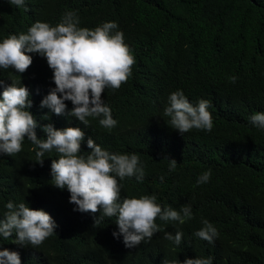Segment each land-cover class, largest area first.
<instances>
[{"label":"trees","instance_id":"trees-1","mask_svg":"<svg viewBox=\"0 0 264 264\" xmlns=\"http://www.w3.org/2000/svg\"><path fill=\"white\" fill-rule=\"evenodd\" d=\"M25 7L29 11L0 0V42L27 33L37 21L55 26L75 11L82 28L115 22L135 58L128 81L102 93L118 121L111 131L97 119L89 118L86 127L67 115L70 101L60 116L40 107L55 84L38 54L25 53L33 63L23 74L0 69L5 85L28 88L37 138H47L42 129L48 124L78 127L85 133L81 154L90 152L88 138L110 153L137 154L144 182L125 178L121 199L154 194L162 209L176 210L190 203L193 218L181 225L157 217L161 231L126 248L122 236L112 235L119 231L116 217L95 225L101 212L73 211L67 188L52 184L51 163L59 154L45 153L41 165L39 149L25 138L19 153L0 155V220L9 201L25 202L47 212L58 227L37 248L15 244V236L0 237V251L18 252L21 264H183L208 257L213 264H264V130L249 120L264 112V0H25ZM177 90L193 105L211 102V132L181 135L169 127L163 109ZM165 158L176 160L174 171ZM208 171L209 181L197 184ZM203 219L219 233L211 244L194 235ZM176 231L183 233L180 245L164 239L165 232Z\"/></svg>","mask_w":264,"mask_h":264},{"label":"clouds","instance_id":"clouds-1","mask_svg":"<svg viewBox=\"0 0 264 264\" xmlns=\"http://www.w3.org/2000/svg\"><path fill=\"white\" fill-rule=\"evenodd\" d=\"M7 2L29 11L25 0ZM79 23L77 13L68 11L55 26L37 21L27 33L9 35L0 42V69H13L23 74L33 63L32 56L25 53L38 54L46 59L55 84L42 99L40 107L60 116L66 113L65 101H70L73 107L67 115L86 127L89 118L97 119L102 128L111 131L118 121L102 99V93L119 90L128 81L135 58L115 22H105L94 29L79 27ZM230 79L235 83L237 77ZM19 81L21 84L20 76ZM0 88H3L0 99V155L19 153L25 138L39 149L36 156L41 165L45 153L55 150L59 156L51 163L52 184L61 190L67 188L69 203L76 206L73 211L101 212L95 225L105 217H116L119 231L112 235L117 239L122 236L126 248H135L143 241H150L154 234L161 231L155 223L157 217L181 225L193 218L190 203L176 210L172 207L162 209L154 194L121 199L123 185L120 182L125 178L134 176L138 183L144 182L145 171L137 154L110 153L92 138L87 139L90 152L81 154L85 133L78 127L57 130L48 124L42 129L47 138L38 139L35 131L37 122L27 110L33 106L28 88L17 86L15 82L5 85L2 79ZM210 107L211 102L205 99L193 105L182 90H177L168 96L163 115L169 118V127L181 135L193 129L211 132L213 118L208 111ZM249 120L254 127L264 130V112H254ZM164 160L168 161L170 172L176 169L175 159ZM210 175V171L203 173L198 177L197 184L207 183ZM163 180L164 177H160V181ZM5 207L4 219L0 220V237L3 239L15 236V244L37 248L55 234L58 225L47 212L33 210L25 202L17 205L9 201ZM202 225L194 235L209 244L213 243L219 236L218 230L207 219L202 220ZM182 237L181 231H176L174 235L164 233V239L176 245L181 244ZM0 264H21L19 253L7 249L0 251ZM170 264H177V261ZM183 264H213V260L211 257L186 258Z\"/></svg>","mask_w":264,"mask_h":264}]
</instances>
